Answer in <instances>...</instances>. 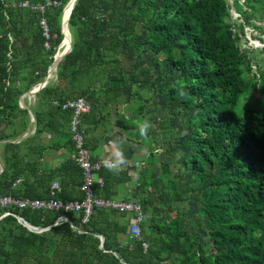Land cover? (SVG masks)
I'll use <instances>...</instances> for the list:
<instances>
[{
	"label": "trees",
	"instance_id": "16d2710c",
	"mask_svg": "<svg viewBox=\"0 0 264 264\" xmlns=\"http://www.w3.org/2000/svg\"><path fill=\"white\" fill-rule=\"evenodd\" d=\"M22 1L44 3L0 0V142L19 138L30 119L36 131L24 155L4 144L14 159L4 158L0 195L46 200L58 179L60 200H83L73 112L61 109L83 98L91 110L79 129L93 159L111 132L122 154L142 158L129 200L144 219L132 239L127 213L94 208L82 224L81 214L55 223L60 212L10 209L30 230L0 209V264H264V49L242 48L240 38L251 27L264 43V0H76L70 52L25 109L18 101L45 80L69 0H51L60 6L42 16L48 49L41 14ZM251 90L258 96L247 102ZM46 133L57 140L45 147ZM60 148L72 158L42 172L44 151ZM128 168L101 169L96 195L115 197Z\"/></svg>",
	"mask_w": 264,
	"mask_h": 264
},
{
	"label": "built area",
	"instance_id": "2783aa9c",
	"mask_svg": "<svg viewBox=\"0 0 264 264\" xmlns=\"http://www.w3.org/2000/svg\"><path fill=\"white\" fill-rule=\"evenodd\" d=\"M14 6V4H13ZM60 6L59 2L44 0V3L30 4L27 1H22L18 7L25 8L32 11H37L41 14L39 19V26L42 30V36L45 39L44 47L48 49L50 47V37L51 32L47 23V20L42 16L45 14L46 10L54 9ZM65 23V10L62 12L61 22H60V32L66 37V31L64 27ZM66 45L60 44L57 48L55 55L53 56V61L56 60L57 56L62 54L65 50ZM61 60V57H60ZM55 70L49 68L48 76L52 77ZM40 85L29 91L30 95H25L26 98L39 92L42 88ZM24 97V98H25ZM23 98V99H24ZM62 110L70 109L73 112L72 120L70 122V134L71 140L74 143V161L77 166L82 171V183L78 187L79 191L83 194L82 201H62L57 198L56 194L60 190V186L57 182H53L50 187V197L46 200L41 199H30V198H16L11 195L0 196V209L5 211L3 215H12L10 209H30V210H47L60 212L57 222L67 221L63 214L75 213L81 214V223L86 224L94 210V208H101L106 210L116 211L118 213H129L132 214V220L128 227L129 237L132 239H139L141 236V222L144 219L141 207L138 203L134 201H119L117 199H102L98 198L94 194L95 187H102L104 180L98 175V172L106 168L105 161L99 159H93L92 154L89 149L85 147V140L83 132L79 129L80 118L83 114H87L91 110L90 104L83 98L73 99L62 104ZM142 165V163H141ZM146 247V245H144Z\"/></svg>",
	"mask_w": 264,
	"mask_h": 264
},
{
	"label": "crops",
	"instance_id": "0c3cea01",
	"mask_svg": "<svg viewBox=\"0 0 264 264\" xmlns=\"http://www.w3.org/2000/svg\"><path fill=\"white\" fill-rule=\"evenodd\" d=\"M65 15H66V13H65ZM32 100H34V97L32 98ZM31 102H33V101H31ZM33 123L34 122H32V119H30L29 122L27 123L26 129H23L22 128L24 131H23L22 135L19 138H16L14 140H8L7 139V140H4V141H1L0 142V173L3 171V168H4V162H5L4 161V158H6L5 156H7V157L11 156V152H10L11 149H9L10 151L8 153H6L5 152V148H4V144H7V143L18 144L19 147L18 148L16 147V150H14L15 151L14 153L19 152V154L24 155L30 149L29 146H28V144L25 143L24 141L28 137L32 136L35 133V131H36V125L33 124ZM22 129H20V130H22ZM110 134H111L110 137H108L106 139V141L105 140H99L98 141V143H97L98 144L97 145L98 147L95 149V151H94L95 153L93 152L94 159H99V160H104V161H109V160H114L115 159L113 153H114V151L119 150V148H117V146L114 145V142L116 144H119V143L122 142V140L119 139V138H115L114 137V132H111ZM52 140L55 141V140H57V138L55 136L53 138L50 135V133H46V134L43 135V139H42V142L41 143H42V145H44L46 147L48 145V143L50 141H52ZM30 153L33 155V153H32L31 150H30ZM72 155L73 154H71V152H69L65 148H60L58 150H46V151H44V157L39 159V161L41 163V171L42 172H48L49 170L55 169L63 161L67 160L70 157L72 158ZM125 155L123 154L126 163L122 166L121 169H123V170L124 169H127V166L128 165L134 167L133 170H131V169L128 168V173L131 176V180L128 183L118 184L117 185V188H116V196L113 197V198H109V199H117L119 201L120 200L121 201H126V200L127 201H130L129 200L130 199V194H131L130 192L132 191V189L137 184L138 173H139V168L137 167V164H140L142 162V158L141 157H136L137 158L136 159L133 156L132 150H129L128 153L125 154ZM13 159H14L13 156H11V160H13ZM53 182H57L59 184V180L58 179H55ZM52 183H51V185H52ZM21 184H22L21 183V178H19L18 180H16L13 183V189H16V188L20 187ZM51 185H50V187H51ZM59 186H60V184H59ZM95 188H94V194H95V196L98 197V198H101V197H99V196L96 195ZM75 189L81 194V192L79 191V189H77V186L75 187ZM59 193H60V190L56 194L57 198H58V194ZM0 196H2V195H0ZM3 196H6V195H3ZM49 197H50V188H49ZM102 199H104V198H102ZM3 214H5V211H4ZM3 217H5V216H3ZM127 217H128V220H129V218L131 216L130 215H127Z\"/></svg>",
	"mask_w": 264,
	"mask_h": 264
},
{
	"label": "rangeland",
	"instance_id": "374dc122",
	"mask_svg": "<svg viewBox=\"0 0 264 264\" xmlns=\"http://www.w3.org/2000/svg\"><path fill=\"white\" fill-rule=\"evenodd\" d=\"M231 4V0H228ZM241 3L243 2V0H239ZM237 7V6H236ZM230 13H231V18L235 21L237 18H238V15L234 12L233 9H230ZM260 14H261V11H260ZM238 23V21H236ZM240 23V22H239ZM256 25H262V22H258L256 21ZM256 36H259L261 37L260 33L258 30H255L251 27H245V35L244 37H240L241 38V43H242V48H255V49H264L262 44L264 43H261L259 41H257L255 39ZM264 38V36H263ZM247 43V44H246ZM261 57V53H258V58ZM60 61V60H59ZM48 76V74H47ZM46 76V78H47ZM44 81L40 84V87L39 88H42L44 86ZM27 95H30V93H28ZM33 96V95H32ZM32 96H30L29 100H27L26 98L24 99V101L22 100V97H20L19 99V107L22 108V109H25V107L31 102L33 101L32 100ZM258 96V92L257 90H251L248 94V99H247V102H250L251 100H253L254 98H257ZM24 97V96H23ZM29 102V103H28Z\"/></svg>",
	"mask_w": 264,
	"mask_h": 264
},
{
	"label": "clouds",
	"instance_id": "9594fccd",
	"mask_svg": "<svg viewBox=\"0 0 264 264\" xmlns=\"http://www.w3.org/2000/svg\"><path fill=\"white\" fill-rule=\"evenodd\" d=\"M230 5H232V1H231V4ZM67 6V5H66ZM65 6V7H66ZM66 8H64L63 9V11L65 10ZM62 11V12H63ZM71 14V13H70ZM238 15V14H237ZM69 17V16H68ZM68 19L69 18H67V19H65V23H66V26H65V23H64V27H65V31H66V35H67V30H68V27H67V22H68ZM68 33H69V30H68ZM63 36V35H62ZM69 37H70V33H69V35H68ZM63 40V39H62ZM70 41H71V39H70ZM258 41V40H257ZM264 41V40H263ZM62 42V41H61ZM60 44H62V43H60ZM262 46H263V48H264V44H262ZM69 53V52H68ZM65 56V55H64ZM63 56V57H64ZM62 57V56H61ZM62 57V58H63ZM62 58H61V60H62ZM60 60V61H61ZM59 61V62H60ZM41 84V83H40ZM40 84H38V85H40ZM37 85V86H38ZM35 88V87H34ZM29 93V92H28ZM25 97V96H24ZM150 127V125L147 123V122H145L144 124H142V125H140V127H139V132H140V135L141 136H146V134H147V130H148V128ZM113 155H114V157H115V159L114 160H109V161H105V167L106 168H108L109 170H111V171H114V172H118V171H120L121 170V168H122V166L126 163V161H125V159H124V156H123V154H122V152H120L119 150H116V151H114V153H113ZM138 165H141V163L140 164H137V166ZM130 201H132V200H130ZM137 203V202H136ZM140 205V204H139ZM128 215H130L131 217L129 218L130 219V222H131V220H132V214H129V213H127ZM130 224V223H129Z\"/></svg>",
	"mask_w": 264,
	"mask_h": 264
},
{
	"label": "water",
	"instance_id": "95a60500",
	"mask_svg": "<svg viewBox=\"0 0 264 264\" xmlns=\"http://www.w3.org/2000/svg\"><path fill=\"white\" fill-rule=\"evenodd\" d=\"M75 1H76V0H69V2H68V4H67V6H68V5H71L70 13H71V11H72V9H73V7H74ZM67 6H66V7H67ZM66 7H65V8H66ZM63 12H64V11H63ZM70 13H69V16H70ZM68 18H69V17H68ZM65 26H66V23H65ZM67 34L69 35L68 30H67ZM61 43H63V44L66 45L65 50L63 51V55H62V57H63V56L66 55L68 52H70V49H71V46H70V37H69L68 42H66V37L63 36V40H62ZM62 57H61V58H62ZM59 60H60V59H59ZM59 60H58V61H56V60L53 61L52 65H51V67H50V68H52V70H56V67H57V65H58V63H59ZM48 78H49V76H47V78H45V80H44V84H46ZM44 86H45V85H44ZM27 94H28V93L24 94L23 96H25V95H27ZM23 96H21V97L23 98ZM29 114H30V116L33 118V115H32V113H31L30 110H29ZM3 216H6V215H2L1 217H3ZM1 217H0V218H1ZM16 218H17V220H18L20 223H23V225L26 226L28 229H30V230H36V228H34V227L28 225V224H27L26 222H24V220H22L21 218H19V217H16ZM99 239H100V241H101V243H102V238L99 237ZM100 247H102V245H100Z\"/></svg>",
	"mask_w": 264,
	"mask_h": 264
},
{
	"label": "bare ground",
	"instance_id": "6f19581e",
	"mask_svg": "<svg viewBox=\"0 0 264 264\" xmlns=\"http://www.w3.org/2000/svg\"><path fill=\"white\" fill-rule=\"evenodd\" d=\"M70 9H71V5H68V6L66 7V9H65V13H66V15H65V19L68 18L69 13H70ZM68 40H69V36H68V34H67V35H66V42H68ZM61 56H62V54L58 55L57 58H56V61H58V60L60 59Z\"/></svg>",
	"mask_w": 264,
	"mask_h": 264
}]
</instances>
